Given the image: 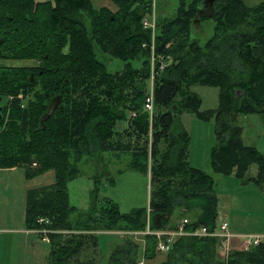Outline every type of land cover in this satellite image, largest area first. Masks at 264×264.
<instances>
[{"label":"trees","instance_id":"16d2710c","mask_svg":"<svg viewBox=\"0 0 264 264\" xmlns=\"http://www.w3.org/2000/svg\"><path fill=\"white\" fill-rule=\"evenodd\" d=\"M111 1L117 9L96 7L92 0H0V24L10 22L8 15L19 11L28 15L32 32L22 42L32 47L35 57H45L46 86L28 109L13 108L12 118L0 131V167L38 162L35 169L25 167L29 178L50 168L56 171L54 184L28 192V227L42 228L38 218L48 216L51 224L43 226L55 230L49 234L46 264H96L80 260L82 249L90 243L100 247L94 229L146 226L147 207L123 212L113 199L99 197L96 186L89 210L77 212L68 201L67 189L69 181L82 175L78 162L83 156L110 151L131 154V167L149 176L150 217L172 216L177 209L199 211L188 228L215 229L219 212L215 180L192 166L190 136L174 128L182 107L195 109L203 118H215L217 142L211 155L215 172L235 173L243 182L264 186V154L256 145L246 144L243 126L237 123L239 115L259 114L264 119V0L254 5L217 0L213 10L202 13L198 12L199 6L204 9L202 0H180L174 18L158 16L152 121L144 111L152 75V34L142 20L152 10L153 0ZM206 18L214 20L215 29L205 48L190 30L193 22ZM17 38L10 31L6 42L12 44ZM99 53L122 60L123 67L110 70ZM160 54L173 57L163 71L159 70ZM16 69L1 71L0 80L7 79L1 81L4 88L11 90L14 78L24 73ZM23 80L22 88L27 85L25 76ZM195 84L218 86V106L199 111L201 99L191 91ZM52 95L56 100L50 109H55L41 127L42 117L50 110L45 102ZM130 111L136 116L131 117ZM119 120L129 124L118 128ZM74 213L75 224L70 216ZM151 225L159 227L153 219ZM148 237L157 244L154 236ZM187 238L190 241L182 246L190 250L197 241L213 248L219 243L217 237ZM138 250V243L124 239L111 249L107 264H138ZM242 259L264 264V241L254 253L236 250L219 264H237Z\"/></svg>","mask_w":264,"mask_h":264},{"label":"rangeland","instance_id":"374dc122","mask_svg":"<svg viewBox=\"0 0 264 264\" xmlns=\"http://www.w3.org/2000/svg\"><path fill=\"white\" fill-rule=\"evenodd\" d=\"M92 1L96 7H100L103 4L112 3L110 0ZM165 1L166 4L162 8L164 10L163 12H161L160 3L158 5L159 17L161 16L169 19L174 18L177 14L180 0ZM190 1L191 0H186V3H189ZM244 1L248 5H254L259 3L261 0ZM194 23H198V25L194 26ZM214 29L215 22L213 19L206 18L203 19V21L196 20L191 25V37L197 39L200 42L201 47L206 48V43L213 36ZM98 57L107 63V66L110 68V70H117L123 67V61L118 58H111L109 55L104 56L101 53L98 54ZM152 85H154V82L152 83L150 80V89ZM191 91L201 99V105L198 109L199 111L203 112L218 106L220 96V88L218 86L195 84L192 85ZM148 113L151 120V113L149 111ZM151 115H154V113ZM237 123L243 126L242 136L244 137L246 144L256 145L259 151L264 154V119L259 114H249L247 116L239 115ZM128 124L129 122L127 120H119L118 128L125 125L127 126ZM174 128H182L183 130L187 131L190 136L189 159L192 166L204 170L213 177L215 180L214 188L218 194L220 193L222 198L228 200V198H230L232 195L239 199L238 206L234 211L237 221L241 224H244L246 228L264 229V186H261L253 181L243 182V180L236 176L235 173L230 174L215 172L213 169L211 155L213 147L217 142L215 118H203L198 115L195 109L182 107V109L179 111L178 121ZM151 135L152 134L150 132V136ZM131 160V154H118L115 151L104 152L100 156H83V158L78 162V165L82 170V175L69 181L68 183L67 193L69 203L78 208L77 212H87L90 208L91 200L93 199V188L96 186V191L98 192L99 197L104 198L107 196L113 199L118 203L121 211L123 212L130 213L135 209H140L143 207H147L148 209L150 200L149 178L143 172L133 169L130 164ZM147 161L150 166L152 162L151 153L149 154ZM29 165H31V169H35L38 167V162H34L33 164H24L26 168ZM253 170L256 171L257 168L254 167ZM96 179L99 181L97 184ZM49 193L53 194V190L50 189ZM218 207L220 208L219 212L222 215H224V213L226 214L227 220L229 222L227 227L222 229V233H231L234 235L233 238H242L241 241H244V237L241 236L242 232L234 233L231 231V216L228 209H226L227 213L223 211L224 203L218 204ZM151 210L152 209L149 208L150 212ZM198 212L177 209L174 211L170 219L166 221V225L164 227H175L178 225V223H181L186 218L190 221H193L197 218ZM75 215L77 214L74 213L73 216L70 215L72 217L73 224L77 223L76 219L78 216H76V218L74 217ZM250 217H261L259 223L255 224L256 227L254 226V223L249 222ZM133 229L137 228H134L133 225H128L127 228L121 229L123 232H103L102 234L98 232L99 229H94L93 232L97 234L102 252L99 245L94 246L90 243L88 246L82 249L80 260L91 262L95 260L96 264H107L111 249L117 244L122 243L124 238L133 240L139 244V250L137 254L138 264H140L141 261L143 262V254L145 257V264H219L220 260L229 258L233 253L231 252L234 248L232 246V239L230 240L231 251L220 250V239L216 248L207 247L205 242L197 241V243L193 246V249L190 250L189 248H186L182 245L190 241L187 237L195 238V236L182 237L179 235H175L173 237L172 242H176L177 244L172 252L159 251L156 248L157 244L153 240L154 238H145L142 237V235H134L135 231H141L142 229ZM54 231L55 230L51 229V231L48 233V236ZM64 231L70 232L71 230ZM58 232H60V230ZM81 233L87 232L81 231ZM241 241L239 244H241ZM263 241L264 238L260 243ZM259 244H252L248 249L245 250L254 253L256 251L257 245ZM1 247H4V244ZM18 253V251L17 254H14L13 252H5V248H0V264H5L3 262L6 260L7 264H25L24 260H21L22 254ZM151 254L152 257H150ZM34 262L36 264L37 259H34ZM43 264H46V261H44ZM237 264L250 263H248L246 259H242Z\"/></svg>","mask_w":264,"mask_h":264},{"label":"crops","instance_id":"0c3cea01","mask_svg":"<svg viewBox=\"0 0 264 264\" xmlns=\"http://www.w3.org/2000/svg\"><path fill=\"white\" fill-rule=\"evenodd\" d=\"M110 2L112 1L110 0ZM159 3L161 5V12H163L162 8L165 6L166 1L157 0L158 16ZM102 6H107L113 10L117 9L113 2L103 4ZM197 25L198 23H194V26ZM55 181L56 171L53 168L29 178L23 166L0 167V248H5V252H13L14 254H17L18 251V254H22L21 260H24L25 264H35L34 259H37L36 264H43L50 251V244L41 234L42 232L38 229L29 228L26 223L28 192L48 187L54 184ZM217 195L219 197V204L224 203L223 211L226 213V209L229 211L231 216L230 229L232 232H242L241 234L254 233L264 236V229L246 228L244 224L237 221L234 215V211L239 203L237 197L231 195L226 200L220 196V193L218 194L217 192ZM224 215L226 216L225 213ZM260 220L261 217L249 218V222L254 223L255 227V224L259 223ZM118 231L123 232L121 230H102L98 232L102 234L103 232L118 233ZM231 239L234 250L244 248L243 241H241L242 238L231 237ZM240 241L241 244H239ZM3 244L4 247H1ZM3 263L7 264V260Z\"/></svg>","mask_w":264,"mask_h":264},{"label":"flooded vegetation","instance_id":"af4514ba","mask_svg":"<svg viewBox=\"0 0 264 264\" xmlns=\"http://www.w3.org/2000/svg\"><path fill=\"white\" fill-rule=\"evenodd\" d=\"M208 9L211 8L204 6V11ZM27 18H29L28 15L19 11L16 15H8L10 22H3L0 24V66H3V68H0V73L3 70L17 71L18 69L16 68L24 72L22 75L14 78L15 86L11 90L1 85L2 80L7 81L6 78L0 80L1 129L5 128L12 118L11 112L13 108L18 111H23L26 108L28 109V105L32 100L37 98L40 90L47 84L43 77L45 57H35L32 47L27 48L22 42V37L32 32L31 25L26 21ZM10 31L18 36V38L15 39L12 44L8 45L6 36H8ZM23 76H25L27 80V85L22 88L21 86H23L25 82ZM17 89H20L18 94H10L11 91ZM47 95L49 94L47 93ZM54 96L55 95H52L50 99L45 102V107L47 109L53 107V100H56ZM14 118L18 117L15 116Z\"/></svg>","mask_w":264,"mask_h":264},{"label":"built area","instance_id":"2783aa9c","mask_svg":"<svg viewBox=\"0 0 264 264\" xmlns=\"http://www.w3.org/2000/svg\"><path fill=\"white\" fill-rule=\"evenodd\" d=\"M157 10H156V0H153L152 3V10L148 11L146 16L143 18V26L146 29H149L152 34L151 39V50L153 51L152 56V75H151V82L154 81V76L156 73L155 69V49H156V34H157ZM143 46L145 48H148V44L144 43ZM160 59L159 64V70L163 71L167 66H169L172 62V56L166 55V54H160L158 55ZM159 71V72H160ZM144 111H149L151 114L154 113V85L151 86V89L149 91V94L146 96V101L144 102ZM151 119L153 115H151ZM131 117L136 116V112H131ZM51 222L50 217L48 216H41L38 218V223L40 225H48ZM190 223L189 219H184L181 223H178L175 227L166 228H152L150 225V221L148 219L146 228L141 231H135L134 235H151L154 236L157 239V250L168 252L172 249L173 243V237L175 235L179 236H195V237H209V236H215L220 238L221 244H220V250H229L231 251V245L230 240L232 235L231 233H222V229L226 228L229 224L227 217L225 215H222L221 213L216 218V228L214 231H210L207 226L202 225L198 226L196 228L190 229L188 228V224ZM45 232H48V230L45 228ZM178 236V237H179ZM242 237H244L243 241V247L245 249H248L250 245L252 244H259L264 236L260 234H253V233H247L242 234ZM141 263H143L141 261Z\"/></svg>","mask_w":264,"mask_h":264},{"label":"water","instance_id":"95a60500","mask_svg":"<svg viewBox=\"0 0 264 264\" xmlns=\"http://www.w3.org/2000/svg\"><path fill=\"white\" fill-rule=\"evenodd\" d=\"M216 1L217 0H202V4L206 7H209V8H211L212 10L214 9V7H215V3H216ZM204 11V9L201 7V6H199L198 7V12L199 13H202ZM54 109L55 108H52V109H50L43 117H42V122H41V124H42V126L41 127H44V121L45 120H47L50 116H51V114H52V112L54 111ZM0 129H1V126H0ZM170 217H171V215H170V213H161V214H156V215H154V217L152 218V217H150V221H152V219H153V223H154V225L155 226H159V227H161L162 225H163V221H167V220H169L170 219Z\"/></svg>","mask_w":264,"mask_h":264}]
</instances>
